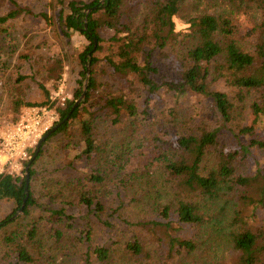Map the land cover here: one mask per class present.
<instances>
[{
    "label": "trees",
    "instance_id": "trees-1",
    "mask_svg": "<svg viewBox=\"0 0 264 264\" xmlns=\"http://www.w3.org/2000/svg\"><path fill=\"white\" fill-rule=\"evenodd\" d=\"M137 1L135 8L140 11L137 20L129 18L127 0H67L60 7L55 21L62 38L68 40L77 31L89 40L79 55L82 70L77 81L79 88L73 97L79 98L84 91L82 103L89 98L96 82L91 70L87 75V68L98 60L95 53L103 51L102 60L118 81L119 91L100 96L95 105L114 115V122L118 121L122 111L131 120L135 119L137 110L131 95L138 90L147 95L172 92L175 100L189 93L205 96L211 100L224 123L232 120L235 111L242 112L245 107H250L252 118L248 123L239 127L237 133L230 130L229 136L232 135L236 143L233 147L220 144L218 133L221 128H204L201 123L195 132L173 140L149 137L153 142L149 152L156 155L155 159L161 163L167 177L165 194L168 200L165 203L152 199L144 201L140 197L133 206L143 209L145 202H153L155 207L150 206L147 213L158 214L164 220L150 221L154 227L170 228L173 223L167 218L172 211L180 223L206 227L211 249H207L210 257L202 255L198 258L202 264H264V229L253 223L254 210L264 204V176L259 170L251 175H238L234 167L236 162L250 155V147L264 150V141L250 138L263 113V103L257 99H264V0ZM9 2L12 6L6 14L0 15V27L21 13H31L28 7L14 0ZM93 6L96 8L87 13ZM38 15L47 19L46 14ZM178 20L185 25L183 29L177 28ZM102 35H108L105 49L101 43L104 41ZM160 55L172 62L168 72L156 61ZM58 64L61 65L60 58H55L50 70L57 68ZM216 82L230 88V92L216 88L213 84ZM38 88L47 98L48 90L43 83H38ZM252 95L258 96L247 105ZM35 104L13 103L15 110ZM72 104L73 100H68L65 107L58 110V121L54 125L64 118ZM147 105L148 100L145 99L144 107ZM83 114L90 116L87 108L78 104L68 120L46 140L57 133L67 132L77 123L84 158L88 162L97 157L103 160L87 176L88 182L100 184L105 178L102 171L112 164L101 154L106 153L109 142H96L92 122L81 118ZM238 136L249 137L247 144L241 143ZM40 152L31 161L29 178L33 176L31 166ZM28 189L29 195L22 209L24 215L34 204L29 185ZM23 197L24 177L0 174V200L13 205L12 213L0 221V231L4 232L2 238L6 244L16 240L17 231H9L7 227L16 223L20 216L9 219L20 207ZM79 201L97 215L104 211L103 203L85 191L79 194ZM146 217L136 224L143 225ZM26 233L28 239L34 237V224ZM164 242L167 252L163 257L165 264L169 259L173 262L176 255L181 256L182 250L190 254L197 247L192 240L170 235ZM12 249L17 255V263L34 262L26 245L16 243ZM226 250L228 257L225 258L223 253ZM123 251L130 256H139L142 254L141 241L125 242ZM92 252L103 263L112 256L109 249L103 247L94 248ZM5 254L8 257L12 255L10 250Z\"/></svg>",
    "mask_w": 264,
    "mask_h": 264
},
{
    "label": "rangeland",
    "instance_id": "rangeland-1",
    "mask_svg": "<svg viewBox=\"0 0 264 264\" xmlns=\"http://www.w3.org/2000/svg\"><path fill=\"white\" fill-rule=\"evenodd\" d=\"M14 1L28 7L31 13H21L0 27V142L4 133L20 120L33 124V141L27 147V158L12 171V175L24 177L25 163L31 158L42 134L58 121V110L64 108L68 100L74 102L78 99L73 97V93L79 88L77 81L82 70L79 55L89 40L77 31L67 40L58 31L55 17L67 0ZM127 1L129 18L137 20L140 11L135 4L138 1ZM11 6L9 0H0V15L6 14ZM41 13L46 14V20L38 15ZM184 27L178 20L177 28ZM102 36L104 41L101 43L105 49L108 35ZM103 55V51L95 53L98 60L88 67L96 84L87 101L79 104L90 113V116L83 114L81 118L92 122L96 142H109L106 153H101L107 157L106 161L112 162L102 171L104 181L100 184L87 181L88 174L103 160L97 157L88 162L84 158L77 123L67 132L57 133L44 141L31 166L33 176L29 178L34 204L28 207L27 214L18 215L16 223L7 227L9 231H17L13 243L6 244L2 238L4 232L0 231V264H24L17 263V255L12 249L16 243L26 245L34 261L30 264H165L163 257L167 252L164 241L169 235L192 240L197 247L190 254L182 250L181 256L176 255L173 262L169 259L166 264H202L198 261L200 256L210 257L206 227L180 223L175 211L167 218L173 223L170 228L154 227L150 221H164L158 214L147 213L155 204L145 202L143 209L133 206L140 197L144 201L152 199L165 203L168 200L165 194L167 177L161 163L155 159L156 155L149 152L153 145L149 137L173 140L195 132L201 123L204 128H221L218 133L220 144L233 147L236 143L232 135L229 136L230 130L237 133L239 127L248 123L250 107H245L242 112L235 111L232 120L224 123L211 100L205 96L189 93L175 100L172 92L147 95L138 90L131 95L137 110L135 119L131 120L122 111L118 121L114 122V115L95 105L100 96L119 91L118 81L104 64ZM158 57L156 61L168 72L172 62L161 55ZM55 58H60L61 65L50 70ZM38 83H43L48 90L47 98L38 88ZM213 84L230 92V88L222 83ZM257 96L252 95L247 105ZM145 99L148 100L147 107H144ZM15 101L36 104L15 110ZM257 101L263 103V113L250 138L264 141V99L262 101L259 97ZM131 132L133 134L130 135ZM248 138L238 136L237 139L247 144ZM234 167L238 175H251L259 170L264 176V150L250 147V155L236 162ZM82 191L103 203L101 214L97 215L79 201ZM12 209L11 202L0 200V221L10 215ZM144 216L147 217L143 225L136 224ZM253 223L264 229V204L254 210ZM31 224L35 226V235L28 239L26 232ZM133 239L141 241L142 254L139 256H130L123 251V244ZM98 247L109 249L112 256L107 262H99L93 254L94 248ZM9 250L12 255L8 257L5 252ZM227 252L223 253L225 258L228 257Z\"/></svg>",
    "mask_w": 264,
    "mask_h": 264
},
{
    "label": "built area",
    "instance_id": "built-area-1",
    "mask_svg": "<svg viewBox=\"0 0 264 264\" xmlns=\"http://www.w3.org/2000/svg\"><path fill=\"white\" fill-rule=\"evenodd\" d=\"M33 124L25 120L7 130L0 142V174L12 175L16 165L27 158V147L33 141Z\"/></svg>",
    "mask_w": 264,
    "mask_h": 264
},
{
    "label": "water",
    "instance_id": "water-1",
    "mask_svg": "<svg viewBox=\"0 0 264 264\" xmlns=\"http://www.w3.org/2000/svg\"><path fill=\"white\" fill-rule=\"evenodd\" d=\"M95 8H96V6H93V7L89 8L87 10V13L92 11V10H94ZM94 47H95V40H94L93 48ZM88 73H89V71H88V68H87V75H88ZM85 84H86V79L84 81V85ZM83 96H84V91L82 92L80 97L73 102V104L71 105L69 111L66 113L64 118L62 120H60L58 123H56L55 125H53L51 128H49L44 134H42V136L37 141L36 146H35V150L32 153L31 158L28 160V162L26 163V165H25V167L23 169V172H24V197L22 199L21 205L18 208V210L14 214H12L9 217V219H13V218L17 217L18 215L22 214V212H23L22 211L23 206H24L25 201H26V199L28 198V195H29V189H28V185H29V167H30L31 161L37 156V154H38V152L40 150V147H41L42 143L46 140V138L52 132H54L62 123H64L66 120H68V118L70 117L71 113L74 111V109L78 106V104L82 100Z\"/></svg>",
    "mask_w": 264,
    "mask_h": 264
}]
</instances>
